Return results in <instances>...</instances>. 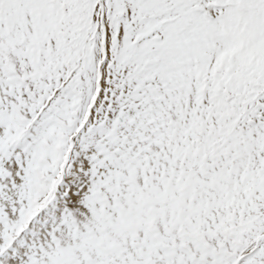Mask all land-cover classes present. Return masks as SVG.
Here are the masks:
<instances>
[{"label": "snow or ice", "instance_id": "snow-or-ice-1", "mask_svg": "<svg viewBox=\"0 0 264 264\" xmlns=\"http://www.w3.org/2000/svg\"><path fill=\"white\" fill-rule=\"evenodd\" d=\"M0 264H264V0H0Z\"/></svg>", "mask_w": 264, "mask_h": 264}]
</instances>
